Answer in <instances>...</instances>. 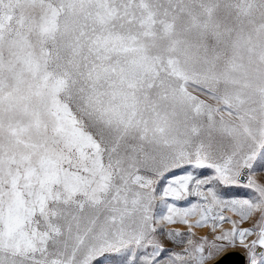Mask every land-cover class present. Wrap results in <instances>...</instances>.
Listing matches in <instances>:
<instances>
[{
	"label": "snow or ice",
	"instance_id": "obj_1",
	"mask_svg": "<svg viewBox=\"0 0 264 264\" xmlns=\"http://www.w3.org/2000/svg\"><path fill=\"white\" fill-rule=\"evenodd\" d=\"M237 249L264 264V0H0V264Z\"/></svg>",
	"mask_w": 264,
	"mask_h": 264
},
{
	"label": "water",
	"instance_id": "obj_2",
	"mask_svg": "<svg viewBox=\"0 0 264 264\" xmlns=\"http://www.w3.org/2000/svg\"><path fill=\"white\" fill-rule=\"evenodd\" d=\"M238 253H240V255L233 257L231 262H230V264H242V256H243V254L241 252H238Z\"/></svg>",
	"mask_w": 264,
	"mask_h": 264
},
{
	"label": "rangeland",
	"instance_id": "obj_3",
	"mask_svg": "<svg viewBox=\"0 0 264 264\" xmlns=\"http://www.w3.org/2000/svg\"><path fill=\"white\" fill-rule=\"evenodd\" d=\"M233 194H236V195H243V192H239V193H233ZM195 197H191L190 198V200H192V201H195ZM111 255H113L114 256V254H111ZM101 264H106V262H105V259L104 258H101Z\"/></svg>",
	"mask_w": 264,
	"mask_h": 264
},
{
	"label": "bare ground",
	"instance_id": "obj_4",
	"mask_svg": "<svg viewBox=\"0 0 264 264\" xmlns=\"http://www.w3.org/2000/svg\"><path fill=\"white\" fill-rule=\"evenodd\" d=\"M193 202H195V201H193ZM181 205L182 206H186L185 204H184V202H181ZM225 227H228V225L226 224V225H224ZM236 251H238V252H240V250L239 249H237ZM242 253V252H241Z\"/></svg>",
	"mask_w": 264,
	"mask_h": 264
}]
</instances>
